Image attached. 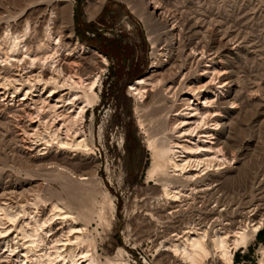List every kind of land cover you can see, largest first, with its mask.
I'll return each instance as SVG.
<instances>
[{"label": "bare ground", "instance_id": "6f19581e", "mask_svg": "<svg viewBox=\"0 0 264 264\" xmlns=\"http://www.w3.org/2000/svg\"><path fill=\"white\" fill-rule=\"evenodd\" d=\"M105 1L90 2V18L96 16ZM124 1L142 20L155 45L171 18L167 16L171 8L167 11L168 5L152 0L150 5L152 15L158 16L156 20L147 15L146 7L136 0ZM11 4L12 8L0 17V23L6 25L0 28L3 30L0 36V131L10 134L8 143L25 163L38 169H50V172L51 169L61 171L62 174L56 176L68 182L65 189L73 185L86 188L89 177L81 175L75 182L67 166L65 172L61 168L65 153H77L83 165L96 164L92 159L95 144L89 139V136L95 137L94 131L86 128L85 119L88 109H94L100 101L98 83L109 60L75 42L72 33L63 35L55 17L35 18L44 10L40 9L33 17L25 9L28 3L22 6L20 0H12ZM71 12L68 6L63 7L61 20L69 22ZM175 16L170 31L178 25ZM201 33L196 32V35ZM163 50H158L155 62L165 57ZM207 50L193 46L189 56L203 60L208 55ZM89 53L92 57L84 58ZM88 59L90 61L84 64ZM206 63L203 75L211 80L198 88H190V97L183 102L186 109L181 113L172 114L176 102L180 101V93L173 94L177 100L170 105L167 98L156 100L151 94L155 91L151 78L138 80L129 90L140 99H153L151 105L148 104L151 110L145 105L148 109L145 113H148L141 122L153 158L148 175L149 183H155L153 202L156 204L151 213L154 223L144 236L154 245L156 260H161L147 261L148 264H234L236 253L247 249L264 230V204H260L264 196L259 203L236 210L234 196H227L230 200L226 198L228 187L233 188L237 181L234 175L226 179L223 176L224 171L233 174L238 169L239 151L235 150V145H229L236 141L238 127L232 121L227 141L221 140L225 127L221 121L222 108L229 104L225 92L230 85L229 78L214 59ZM154 64L153 68L158 67V63ZM172 75L173 79L177 76ZM185 86L186 81L180 89ZM236 98L230 102L231 109L238 106ZM170 116L176 121L167 128ZM51 188L52 185L46 188L44 183L34 180H29L28 184H0V264H132L129 252L123 248L103 259L92 237L94 213L81 199V203L77 199V204L68 202L63 192L56 196L58 198H46L45 192ZM89 194L92 197L94 193ZM110 206L114 213L115 202L111 201ZM126 229V238L132 239L135 234L132 235L130 226ZM260 251V264H264V245Z\"/></svg>", "mask_w": 264, "mask_h": 264}, {"label": "rangeland", "instance_id": "374dc122", "mask_svg": "<svg viewBox=\"0 0 264 264\" xmlns=\"http://www.w3.org/2000/svg\"><path fill=\"white\" fill-rule=\"evenodd\" d=\"M10 1L12 3V0H0V17L12 8ZM92 1L100 2V0H20V4L27 6L28 3L25 9L33 17L38 15V11L44 10L45 13L43 11L35 18L44 16L49 20L48 18L55 17L57 28L59 31L62 30L63 35L72 33L75 42L96 50L109 60V66L105 68L98 83L100 101L94 109H88L85 119L86 128L94 131L95 137L89 136V139L95 144L92 159L96 164L83 165L77 153H65L63 158L66 165L62 164L61 168L63 172L68 168L67 170L75 175L72 176L75 182L79 181L81 175L89 177L92 181L86 184V188L96 195L93 194L92 198L85 185H73L65 189L68 182L56 176L62 174L61 171L54 172L55 170L51 169L50 172V169H38L29 165L30 163H25L26 161L20 159L17 152L15 154L16 150L8 143L11 140L10 134L6 135L1 131L0 184L7 182L28 184L29 180L40 181L46 188L52 185L51 190L44 194L48 199L58 198L62 192L64 199L67 198L66 200L72 204H77V199L78 201L81 199L80 201L84 202L82 204L88 206L94 213L91 221V231H94L92 237L103 259L114 256L123 248L129 252L132 264L155 263L161 259L156 260L155 247L144 236L149 226L154 223L151 213L155 211L156 205L153 202L155 183H149L148 175L153 158L141 126L148 113H145V110H151L148 104L151 105L153 99L152 97L147 101L146 98L140 99L129 90L138 80L151 78L155 83L149 82L155 86V91L151 94L157 97L156 100L167 98L170 105L177 100L173 94L180 93V101L176 102L172 114L181 113L186 109L184 100L190 97V88H198L211 80L208 75H203L206 62L214 59L221 64V68L227 72L230 84L225 88L227 101L230 104L238 96V100L236 98L238 109H231L233 107L231 104L223 108L221 106L224 114L221 121L225 126L221 140L227 141L230 124L234 122V126L238 127L234 136L236 141L229 143L235 145V150L239 151L238 169L233 174L224 171L223 176V179H226L234 175L237 181L233 188L228 187L226 198L230 200L234 196L236 201L234 210L259 203L264 196V0H160L164 6L168 5L167 11L171 8L167 13L171 18L155 45L149 38L144 23L126 1L106 0L101 4L96 16L90 18L88 7ZM136 1L146 7L147 15L155 19L158 17L152 15L153 9L150 5L152 0ZM65 6L72 10L69 22L61 20L60 11ZM30 7L34 10L37 8V12ZM174 16L178 25L174 31H170L173 30L171 20ZM5 27V24L0 23V28ZM1 31L0 36L3 34V30ZM200 31L202 33L196 35V32ZM193 46L204 47L205 50L209 47L208 55L203 60L197 56L190 57L189 53ZM162 48L164 50L161 52L165 57H159L160 59L155 62L158 50ZM92 55L89 53L84 58L90 59ZM89 59L84 60V64L90 61ZM154 63H158V67L153 68L156 65ZM173 67L176 69L173 70ZM173 71L176 73L172 74L177 75L174 79L171 74ZM185 81L189 88L185 86L181 90L180 86L182 87ZM147 88L150 89L151 86ZM201 103L204 104V100ZM145 105L148 109H145ZM170 118L171 116L167 121V128L176 121V118ZM36 169L38 171L35 172ZM111 201L116 204L114 213L110 206ZM260 204H264V201ZM128 226L132 235L135 234L132 239L126 238L125 231ZM260 233L264 234V230ZM260 233L247 249L236 253L234 264H260L262 260L260 250L264 245Z\"/></svg>", "mask_w": 264, "mask_h": 264}, {"label": "trees", "instance_id": "16d2710c", "mask_svg": "<svg viewBox=\"0 0 264 264\" xmlns=\"http://www.w3.org/2000/svg\"><path fill=\"white\" fill-rule=\"evenodd\" d=\"M95 48V47H94ZM260 239L263 240L264 239V234L260 233Z\"/></svg>", "mask_w": 264, "mask_h": 264}]
</instances>
